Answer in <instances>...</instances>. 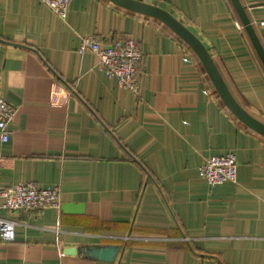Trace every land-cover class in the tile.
Returning a JSON list of instances; mask_svg holds the SVG:
<instances>
[{
	"label": "crops",
	"instance_id": "obj_1",
	"mask_svg": "<svg viewBox=\"0 0 264 264\" xmlns=\"http://www.w3.org/2000/svg\"><path fill=\"white\" fill-rule=\"evenodd\" d=\"M207 46L238 102L264 123V66L231 0H143ZM264 46V0H241ZM141 44L140 91L79 53ZM0 98L16 115L0 140V187L59 185L62 205L8 211L16 238L0 264H264V136L226 107L195 52L161 21L109 0H72L62 20L41 0H0ZM234 152L236 182L199 173ZM118 244L113 263L67 255Z\"/></svg>",
	"mask_w": 264,
	"mask_h": 264
},
{
	"label": "built area",
	"instance_id": "obj_2",
	"mask_svg": "<svg viewBox=\"0 0 264 264\" xmlns=\"http://www.w3.org/2000/svg\"><path fill=\"white\" fill-rule=\"evenodd\" d=\"M57 16L65 20L72 0H41ZM79 53L93 52L99 59V68L106 75L115 77L119 85L136 94L140 91L139 64L143 54L138 40L126 38L103 46L93 36H82ZM17 109L0 98V140L8 142L11 136L10 123ZM199 173L212 186L224 182H236L238 161L234 152L211 155L199 167ZM62 205L59 185L40 187L34 183L16 184L9 188L0 187V208L8 211L37 212L45 209L60 208ZM16 222L0 217V242H12L16 238Z\"/></svg>",
	"mask_w": 264,
	"mask_h": 264
},
{
	"label": "water",
	"instance_id": "obj_3",
	"mask_svg": "<svg viewBox=\"0 0 264 264\" xmlns=\"http://www.w3.org/2000/svg\"><path fill=\"white\" fill-rule=\"evenodd\" d=\"M112 3L127 10L155 18L164 23L177 36H179L198 56L217 93L226 107L244 125L264 136V123L250 114L235 98L225 81L215 59L204 42L182 21L170 11L161 6L143 0H109ZM238 17L248 34L263 66L264 46L258 33L249 18V15L241 0H231ZM120 245L118 244H83L76 247H67L64 253L67 255H78L84 258L113 263L116 261Z\"/></svg>",
	"mask_w": 264,
	"mask_h": 264
}]
</instances>
